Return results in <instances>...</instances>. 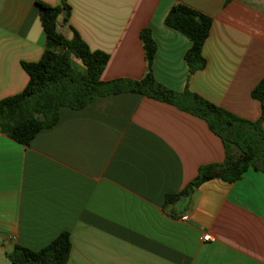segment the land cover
I'll list each match as a JSON object with an SVG mask.
<instances>
[{
  "label": "crops",
  "instance_id": "0c3cea01",
  "mask_svg": "<svg viewBox=\"0 0 264 264\" xmlns=\"http://www.w3.org/2000/svg\"><path fill=\"white\" fill-rule=\"evenodd\" d=\"M38 1L62 3L0 0V101L25 90L23 63L40 61L50 48ZM66 1L71 14L68 25L60 19V31L72 38V27L92 51L110 56L103 81L145 77L141 34L150 29L159 83L260 119L251 92L264 79V0ZM178 4L213 19L206 65L193 74L185 59L192 42L165 25ZM226 158L206 121L131 92L82 110L62 108L58 124L29 146L0 132V264H11L7 255L16 245L39 251L63 232L72 241L67 264H264L260 171L250 168L233 183L213 179L166 202L200 168Z\"/></svg>",
  "mask_w": 264,
  "mask_h": 264
},
{
  "label": "trees",
  "instance_id": "16d2710c",
  "mask_svg": "<svg viewBox=\"0 0 264 264\" xmlns=\"http://www.w3.org/2000/svg\"><path fill=\"white\" fill-rule=\"evenodd\" d=\"M231 1L227 0V3ZM61 2L60 6L37 3L50 48L45 50L40 61L23 63L30 78L25 90L0 101L2 134L29 146L38 133L58 124L62 108L82 110L100 97L131 92L173 105L206 121L226 148L227 158L223 164L200 168L198 176L181 193L166 197L168 204L191 196L201 185L213 179L233 183L250 168L264 174V79L251 92L252 98L261 104V117L255 122L240 118L189 89L181 93L170 90L154 77L152 63L156 44L152 31L146 29L141 34L148 61L145 77L140 81L118 79L105 82L102 75L110 56L102 51H92L72 27V38L60 31V19L68 25L71 14L67 1ZM165 25L192 42L185 57L190 74L204 69L203 49L213 19L187 5L178 4L167 14ZM71 250V234L63 232L39 251L16 245L7 257L11 264H67Z\"/></svg>",
  "mask_w": 264,
  "mask_h": 264
},
{
  "label": "built area",
  "instance_id": "2783aa9c",
  "mask_svg": "<svg viewBox=\"0 0 264 264\" xmlns=\"http://www.w3.org/2000/svg\"><path fill=\"white\" fill-rule=\"evenodd\" d=\"M182 220H188V217L185 216V217L182 218ZM204 240H205V241H212V238H211L210 236H205V237H204Z\"/></svg>",
  "mask_w": 264,
  "mask_h": 264
}]
</instances>
